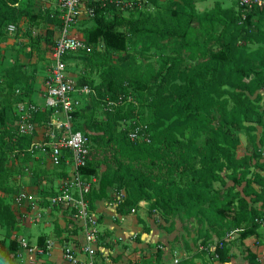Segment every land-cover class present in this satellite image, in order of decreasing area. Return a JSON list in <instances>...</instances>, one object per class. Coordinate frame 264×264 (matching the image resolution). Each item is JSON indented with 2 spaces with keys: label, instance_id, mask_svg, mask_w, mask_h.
Wrapping results in <instances>:
<instances>
[{
  "label": "trees",
  "instance_id": "obj_1",
  "mask_svg": "<svg viewBox=\"0 0 264 264\" xmlns=\"http://www.w3.org/2000/svg\"><path fill=\"white\" fill-rule=\"evenodd\" d=\"M20 1L0 0V27L5 22L14 21ZM48 1L55 4L57 0ZM145 1L150 7L148 0ZM224 1L229 3L228 8L217 1L211 10L198 13L193 3L185 4V0H181V3L173 5L175 9L171 12L170 24L161 28L143 26L132 30H126L130 25L127 17L130 14L123 15L111 7L95 8L94 17L89 19L93 25L85 30L83 40L90 48L101 44L103 53L125 54L130 44L141 41L147 44V50L158 48L167 51V62L170 63L167 74L175 72L181 86L173 93L171 103L161 102L154 108L151 124L135 116L133 109L136 105H124L112 112H104L102 119L92 122V134L83 133L89 139L90 154L86 166L79 172L85 178L98 179L100 192L94 198L86 197L89 212L94 201L105 199L104 189L111 191L115 188L125 193L124 202L117 206V214L122 216L130 215L132 210L145 203L163 207L165 212L162 216L166 220L177 218L200 223L209 215L216 224L229 223L233 228L245 223L248 216L255 215L256 219L263 217L264 101L259 92H264V9L254 8L243 18L236 0ZM230 1H234V7ZM155 5L156 2H153ZM26 16L31 20L49 22L56 34L61 26L58 14L55 10L51 12L49 7H40L37 16L29 13ZM255 18H259L261 26L247 37L243 27L251 26ZM244 32L245 38L250 39L245 43L253 42L262 45V48L247 51L239 46L237 40ZM72 57L65 59L70 67ZM128 58L124 56L121 60L124 64L121 71L106 67L101 74L103 83L99 87L84 83L82 77H77V85L88 86L96 96L89 98L84 106L90 101L103 104L107 98L114 100L122 94L126 95L115 88V81L121 75L129 82L141 80L145 84L154 79L156 73L151 68L143 69L129 63ZM124 89L128 90L127 85ZM13 94L15 101L10 89L0 103V125L6 123V106L14 105L9 145L15 149L28 142L29 147L34 138L17 136L15 112L17 105L32 101L28 95H23L20 86H16ZM143 97L140 90L139 98ZM2 102L7 103L3 105ZM81 111L75 114L76 126ZM51 115V111L35 113L33 123L36 128L40 118L43 117L41 122L44 124ZM129 121L146 127L149 144L129 141L131 126L123 130V124ZM257 129L260 134L256 137ZM242 132L246 135L247 150L251 154L248 159L236 157L239 134ZM202 135L205 139L198 145L197 140ZM62 168L66 169H54ZM225 171L229 172L228 179L233 186L223 194L214 191L213 186L222 182L221 174ZM2 173L0 168V194L6 192ZM241 187V193L235 191ZM249 203L254 205V211L249 210ZM66 220L72 225L69 219ZM1 222L6 228H11L15 215L0 196ZM138 223L147 233L141 219ZM257 226L255 224L243 231L242 239L254 237ZM43 241L44 238L39 237L37 245L42 246ZM18 249L16 241H10L8 245L0 241V261L13 262ZM217 252L220 264H225L226 250ZM156 255L160 252L157 251ZM254 259L249 260L253 262Z\"/></svg>",
  "mask_w": 264,
  "mask_h": 264
},
{
  "label": "rangeland",
  "instance_id": "obj_2",
  "mask_svg": "<svg viewBox=\"0 0 264 264\" xmlns=\"http://www.w3.org/2000/svg\"><path fill=\"white\" fill-rule=\"evenodd\" d=\"M148 2L150 3L149 8L144 11L130 13L127 16L130 19V25L126 27V30L143 26L161 28L171 23V12L175 9L173 6L175 4L174 1L164 0L161 3L159 0H148ZM153 2H156L155 6H153ZM189 3H191V0H185V4ZM231 4L234 7V1ZM212 6V0H202L200 9L196 12H207L213 8ZM40 7H44V9L49 7L51 12L55 10L54 3L48 0H21L14 15V21L5 22L0 27V103L3 96L10 89L13 101H15L13 91L16 89V86H20L23 95L25 93L28 97H32L36 103L32 102L40 106L39 95L42 93L43 83L49 67L48 56L57 35L56 31H52L53 27L49 22L31 20L26 16L27 13L31 16H37ZM81 18L75 26L74 34L79 39L84 40L85 30L90 29L93 22L86 17ZM103 20L106 19L103 18ZM251 23V26L247 25L243 27L248 33L247 37L250 33H255L257 27L261 26L259 18H255ZM11 25L15 28L14 32L8 31V26ZM245 34L244 32L237 40L239 46L245 47L247 51H257L262 48V45L250 41V43H245L244 41L250 40L249 38H245ZM146 46V43L142 44L141 41H137L135 44L128 46L125 54L108 55L103 53V46L98 44L95 48L77 53L71 58V74L74 77H82L84 83L88 82L93 87H99L103 83L101 74L104 69L111 66L121 71V67L124 65L121 60L124 56L129 57V63H134L143 69L151 68L156 73V76L148 84L143 83L141 80L129 82L123 75L119 76L115 81L116 91L125 92L127 97L135 103L136 106L133 109L135 116L141 118L142 122L151 124L154 120V108L161 102L171 103L174 100L173 93L177 87L181 86V82L176 79L175 72L167 74V69L170 65L167 62L168 52L158 48L147 50ZM144 75H146V72ZM125 85H127L128 90L124 89ZM139 89L143 92V99L139 98ZM259 94H261L264 101V92L260 91ZM2 103L6 105L7 102ZM6 110V123L4 126L0 125V168L3 171V185L6 192L0 194V196L3 203L9 205L13 211L15 223L11 228H6L2 222L0 223V241L8 245L10 241L17 242L22 237L31 239L32 241L34 239L30 236L31 233L26 232V227L20 226L22 222L18 218H22L26 224L27 219L30 221L35 220L36 224H38L39 214H49L48 216L46 215L47 218L45 215L43 217L46 218L45 223L51 225L52 230L57 223V221L53 220L56 217L52 213L62 214L64 219H67L66 213L63 210L50 209L48 202L50 198L56 196L61 191V180L66 179L67 170L64 168L54 169L47 161L31 158L25 152L29 144L28 142L21 143L15 149L12 148L9 145V134L13 130L14 105L6 106ZM103 113L104 108L101 103L90 101L84 106L81 116L78 117L77 128L83 133L92 134L93 130L90 124L102 119ZM42 118L39 119L37 125L39 133L43 131ZM258 134H260V130L257 129L256 137ZM38 136L36 135V138ZM204 139L205 135H202L197 140L198 145H201ZM239 139L236 150L237 159L250 158L251 154L247 150L245 133H240ZM248 163L250 164V161ZM228 175V171L221 174L222 182L214 184V191H219L223 194L229 192L233 185L229 181ZM98 184V179H96L91 185L90 191L84 195L85 200L86 197L94 198L100 193ZM111 189V191L104 189V197L110 202H115L121 191H117L115 188ZM235 191L241 193L242 187L236 188ZM19 193H25L27 196L26 203H22L19 206L22 212L18 211L20 208L13 206L14 198ZM246 201L249 202V198H246ZM142 204V206L135 209L136 215L142 220L144 225L147 218L154 221L155 228L153 229L157 231L160 242L151 245L148 254L130 261L129 264H168L164 260L166 255L158 250L159 246L165 249H178L181 264H218L212 259L210 254L201 249L205 248L209 243L214 245L230 231L234 232L235 238L233 241L225 243L224 251L228 252L232 248L237 249L235 256L237 261L249 260L245 258L248 250L244 242L245 240L241 237V233L255 225V215L248 216L245 223L233 228L229 223L216 224L209 215H206L200 223L196 220L181 221L177 218H168L166 220L162 216V213L165 212L163 207ZM249 210L254 211V205L251 203H249ZM38 227H34L35 232L39 234L43 233L40 228L41 225H38ZM257 231L264 236V228L257 226ZM129 241L137 243L139 238L136 235L131 237ZM27 243L30 245V242L27 241ZM118 244L119 242L112 245L116 246ZM30 247L28 246L26 250H30ZM27 251L20 248L16 252L13 262L4 263L0 261V264H30L31 261L28 259V254L30 253ZM157 251L160 252V255H156ZM34 257L37 260L39 256L36 254Z\"/></svg>",
  "mask_w": 264,
  "mask_h": 264
},
{
  "label": "built area",
  "instance_id": "obj_3",
  "mask_svg": "<svg viewBox=\"0 0 264 264\" xmlns=\"http://www.w3.org/2000/svg\"><path fill=\"white\" fill-rule=\"evenodd\" d=\"M237 8L241 11L242 17L246 12L254 8L264 9V0H236ZM145 0H57L54 4L55 12L61 26L57 32L55 44L49 52V70L43 83L42 99L43 104L38 106L33 102L22 103L16 107L15 130L18 137H33L27 153L34 159L39 158L47 161L52 168L65 167L68 170L66 179L61 180V191L56 196L48 200L50 209H60L67 212V219L72 223L71 228H76L81 232V240L78 245L65 244L62 247L64 260L69 264H105L97 260L101 255L98 247V233L96 230L97 219L93 218L88 210L84 195L91 189L95 178H85L79 170L84 168L90 154V142L82 131L78 130L75 124V114L81 111L84 103L91 97L96 98L94 91L88 86H78L77 77L71 76L70 64L65 60L69 56H74L83 51H89L90 47L83 40L79 39L75 33V26L82 16L87 19L94 17L96 7L113 8L123 15L144 11L148 8ZM9 32H14V26H8ZM16 94H19L16 92ZM124 105H135L127 97L120 95L117 99H105L102 104L104 112H112L113 109ZM51 111L50 119L44 123L43 131L39 133L33 115ZM128 139L131 143L149 144L145 126L135 121L123 124V130L130 127ZM36 135H39L36 138ZM25 193H19L14 198V205L21 206L26 203ZM125 200L124 191L118 195L115 206ZM135 211L132 210L131 214ZM255 224L264 228V215L255 220ZM73 226V227H72ZM234 232H228L222 241L216 242L213 246L208 244L201 249L208 252L212 259L219 262L217 251H223L225 243L234 240ZM19 249L27 251V241L19 239L17 241ZM50 245L46 247H30L28 255H46ZM167 254L168 264H179L178 250L172 248L165 249L158 247ZM21 252V251H19Z\"/></svg>",
  "mask_w": 264,
  "mask_h": 264
},
{
  "label": "crops",
  "instance_id": "obj_4",
  "mask_svg": "<svg viewBox=\"0 0 264 264\" xmlns=\"http://www.w3.org/2000/svg\"><path fill=\"white\" fill-rule=\"evenodd\" d=\"M163 1L164 0H159V2L161 3ZM172 1L181 3V0ZM201 1L202 0H191V3H193L196 11L200 9ZM217 1L221 2L224 8H228V3L226 1L212 0L213 3ZM42 89L44 90V88ZM42 93L39 95L40 105L43 104ZM30 99L31 101L36 103V101L32 99V97H30ZM142 205L143 204L141 203L139 206ZM13 206H15L14 201ZM16 207L20 208L18 206H15V208ZM24 208L23 210L25 211ZM18 211L22 212V209L20 208L18 209ZM90 213L93 218L97 219L96 230L99 236L98 247L101 252V255L97 258V260L100 262H103L105 264H129L130 261L148 254L150 252H148L150 246L154 243L160 242L157 231L153 229L155 228L153 220H151L150 218H147L145 220V227L147 228L148 232L144 233L142 225L138 223L139 218L137 217L136 212L128 216L119 215L117 214V206H115L113 202H110L106 198L100 201H94L92 203V210ZM52 214H54V216L56 217L53 220L57 221L54 226V228H58V230L56 231L54 229L52 230L50 224L45 223L47 218L46 215L48 216L49 214H43L46 218L43 217V215L39 214L38 224H36L35 220L30 221L29 219H27L26 224L25 221L22 220V218H18L20 219V222H22V225L20 226L26 227V232L31 233L30 236L34 238L32 241L31 239L22 237V239L30 242L31 247L37 246V240L39 237L44 238L43 245L40 247L45 248L47 243L50 245L49 250L46 251V255L39 256L37 260L34 259L35 257L33 255H29L28 259L31 261L30 264H69L64 260L62 247L65 244L78 245L80 243L82 237L80 230L74 228L73 226L72 229L71 225L68 224V221L64 219L62 214ZM38 225H41L40 228L43 231V233L41 234L35 232V228L38 227ZM136 235L139 238V241L137 243L129 241L131 237H134ZM118 242V245H112L113 243ZM244 242L248 250L247 256L245 258L251 259L252 257H254V261H237L235 257L237 254V249L232 248L227 252V262L225 264H264V236L260 232L256 231L254 237H251ZM210 245L213 246L212 244ZM163 254L166 255V258L164 260L167 261V254ZM167 262L169 263V261ZM218 264H220V262H218Z\"/></svg>",
  "mask_w": 264,
  "mask_h": 264
}]
</instances>
